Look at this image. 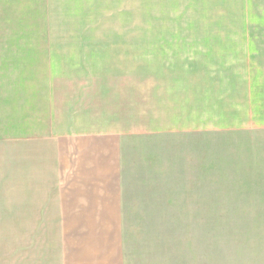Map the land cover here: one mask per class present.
<instances>
[{"label":"rangeland","instance_id":"1","mask_svg":"<svg viewBox=\"0 0 264 264\" xmlns=\"http://www.w3.org/2000/svg\"><path fill=\"white\" fill-rule=\"evenodd\" d=\"M0 18V63L45 77L78 124L173 130L191 165L199 136L206 205L187 220L207 255L264 264V0H0ZM22 234L0 230V264Z\"/></svg>","mask_w":264,"mask_h":264},{"label":"crops","instance_id":"2","mask_svg":"<svg viewBox=\"0 0 264 264\" xmlns=\"http://www.w3.org/2000/svg\"><path fill=\"white\" fill-rule=\"evenodd\" d=\"M0 64V230L23 231L14 261L230 264L206 254L205 226L187 220L206 205L199 136L192 166L185 136L162 141L173 130H89L45 77Z\"/></svg>","mask_w":264,"mask_h":264}]
</instances>
